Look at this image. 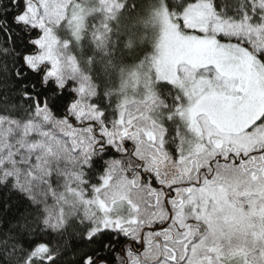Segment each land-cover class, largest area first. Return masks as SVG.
Masks as SVG:
<instances>
[{
	"label": "snow or ice",
	"instance_id": "snow-or-ice-1",
	"mask_svg": "<svg viewBox=\"0 0 264 264\" xmlns=\"http://www.w3.org/2000/svg\"><path fill=\"white\" fill-rule=\"evenodd\" d=\"M0 264H264V0H0Z\"/></svg>",
	"mask_w": 264,
	"mask_h": 264
}]
</instances>
